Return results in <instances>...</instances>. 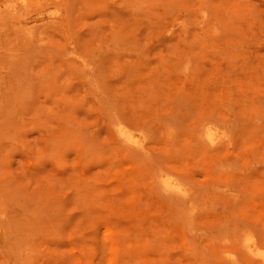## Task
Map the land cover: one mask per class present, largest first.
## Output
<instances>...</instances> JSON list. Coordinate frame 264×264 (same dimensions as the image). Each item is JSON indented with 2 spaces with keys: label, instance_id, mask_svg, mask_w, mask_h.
I'll list each match as a JSON object with an SVG mask.
<instances>
[{
  "label": "rangeland",
  "instance_id": "rangeland-1",
  "mask_svg": "<svg viewBox=\"0 0 264 264\" xmlns=\"http://www.w3.org/2000/svg\"><path fill=\"white\" fill-rule=\"evenodd\" d=\"M44 1L0 12V264H263L264 0Z\"/></svg>",
  "mask_w": 264,
  "mask_h": 264
},
{
  "label": "bare ground",
  "instance_id": "bare-ground-1",
  "mask_svg": "<svg viewBox=\"0 0 264 264\" xmlns=\"http://www.w3.org/2000/svg\"><path fill=\"white\" fill-rule=\"evenodd\" d=\"M12 1H13V0H12ZM38 1H39V0H38ZM47 1H49V2L52 3V4H50V5H55L56 3H59V1H61V2H60L61 4L59 3V4H60L59 6H61V5L63 6V5L65 4V2H66L65 0H64V2H62L63 0H45L44 2L47 3V4H45V5H48V2H47ZM16 2H17V0L15 1V3H16ZM19 2H20V3L18 4V2H17L16 5L19 6L20 8H21V6H23L22 9H23V8H28V9H29V8H32V9L35 8V9H38V7L41 6L40 3L42 2V0H40V3H39V2H35V1L32 2V0H19ZM44 2H43V3H44ZM55 2H56V3H55ZM68 2L70 3L71 0H67L66 3H68ZM1 3H2V2H1ZM5 3H6V2H5ZM5 3H4V4H5ZM53 3H54V4H53ZM62 3H64V4H62ZM4 4H3V5H4ZM13 4H14V3H13ZM13 4H11V5H13ZM20 4H21V5H20ZM9 5H10V4H9ZM9 5H8V6H9ZM11 5H10V6H11ZM16 5H15V7L17 8ZM43 5H44V4H43ZM50 5H49V6H50ZM57 5H58V4H57ZM68 5H69V4H68ZM5 7H6V6H5ZM15 7H13L14 10H16L15 12H17V13L20 12V11H19L20 8L18 7L19 9L17 8V9H18V10H17V9H15ZM41 7H42V6H41ZM47 7H48V6H47ZM7 8H8V7H7ZM43 8L46 9L45 7H43ZM65 8H66V7H65ZM10 9H12V8H10ZM10 9H9V11H10L11 13L9 12L10 15H7V18H9L8 16L11 17V16H12V11H14V10H10ZM28 9H25V10L28 12ZM40 9H41V8H40ZM0 10H1V9H0ZM4 10H5V12H6V13H5V12H4V13L7 14V13H8V12H7V9H4ZM4 10H2V12H3ZM20 10H21V9H20ZM25 10L23 9V12H21V13H22V14H23V13H26V12H24ZM33 11H34V10H33ZM37 11L39 12V10H37ZM0 12H1V11H0ZM2 12H1V13H2ZM1 13H0V14H1ZM4 13H3V15H4ZM9 13H8V14H9ZM17 13L14 14V12H13V15L16 16ZM35 13H36V12H35ZM18 14H20V13H18ZM1 15H2V14H1ZM24 15H25V14H24ZM18 16H19V15H18ZM18 16H17V17H18ZM2 17H3V16H2ZM2 17L0 16V20H1L0 23H1V22H4L3 20L6 19V15H4V19H3V20H2ZM19 18H21V19L23 18V17L21 16V14H20V17H19ZM9 19H10V18H9ZM9 19H8V20H9ZM23 19H24V18H23ZM6 20H7V19H6ZM6 20H5V22H6ZM8 20H7V21H8ZM14 20H16V17L14 18ZM12 21H13V20H12ZM17 21H18V18H17ZM5 22H4V23H5ZM8 22H9V21H8ZM10 22H11V21H10ZM14 22H15V21H14ZM119 122H120V121H119ZM119 122H118V123H119ZM121 123H122V122H121ZM121 123L117 124V125H118V128H117V134L122 138V139H120V142H121V140H122V142L124 141V142H126V143H130V144H134V145L137 144L136 141L130 139L127 135L124 134V132H123V126H125L126 124L123 125L124 123H122V124H121ZM117 125H116V126H117ZM121 125H123V126H121ZM125 127H128V126H125ZM128 128H129V130H132L130 127H128ZM132 131H133V130H132ZM204 131H205V130H204ZM204 133H205V132H204ZM204 133H203V135H204ZM202 138H203V136L201 137V139H202ZM207 139H210L209 136L207 137ZM202 140H203V141H207V140H205L204 138H203ZM126 143H125V144H126ZM127 145H128V144H127ZM133 147H134V146H133ZM134 148H135V147H134ZM171 173H172V172H171ZM164 174H165V173H164ZM172 176L174 177L175 175H174V174H170V177H172ZM165 177H166L165 179H164V177H163L164 180H163V182L161 183V184L163 185V187H162V185H161V188H164L165 190H174V191H170V192H173L172 194L175 193V195H176L177 192H178V194L181 193V195H182V191L179 189V185L181 186V184H180V180L177 182V183L179 184V185H178L176 182H174V181L172 182V180L170 181V177H169L168 175H165ZM173 177H172V178H173ZM157 178H158V177H156V183L158 184L157 180H158V181L160 180V175H159V178H158V179H157ZM177 180H178V179H176V181H177ZM159 185H160V184H159ZM181 187H182V186H181ZM159 188H160V187H159ZM161 188H160V190H163V189H161ZM165 190H163L165 193L171 194V193H169L168 191L166 192ZM183 190H184V189H183ZM163 191H161V192H163ZM175 191H176V192H175ZM185 191H187V190H185ZM185 191H184V194H185ZM164 192H163V193H164ZM165 193H164V194H165ZM178 194H177V195H178ZM184 194H183V195H184ZM187 195H188V194H186V196H187ZM184 197H185V195H184ZM245 239H246V238H245ZM243 241H244V240H243ZM237 244H238V243H237ZM237 244L235 243V245H237ZM242 244H243V242H242V243L240 242V245L238 244L237 247L239 248ZM254 245L257 246L256 243H255ZM242 247H243V246H242ZM242 247L239 248V249H243V250H241V251H247V250L244 249L246 246H245L244 248H242ZM237 250H238V249H237ZM257 250H258V249H257ZM247 253H248V251H247ZM258 253H260V252H258ZM263 253H264V252H263ZM250 256H251V255H250ZM253 258H254V256H253ZM257 260L260 262V259H257ZM261 263L264 264V255L261 256Z\"/></svg>",
  "mask_w": 264,
  "mask_h": 264
}]
</instances>
